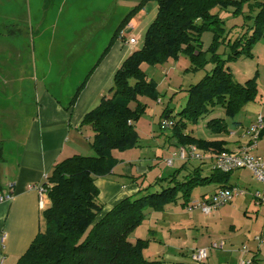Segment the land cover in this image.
Segmentation results:
<instances>
[{
  "label": "trees",
  "instance_id": "16d2710c",
  "mask_svg": "<svg viewBox=\"0 0 264 264\" xmlns=\"http://www.w3.org/2000/svg\"><path fill=\"white\" fill-rule=\"evenodd\" d=\"M149 0H141L130 9L116 26L99 60L109 51L114 40L128 24L129 19ZM157 12L147 27L142 45L134 49L115 71L109 87V96L87 111L81 125L92 131L89 144L93 155L73 154L55 162L47 174V197L49 205L42 210L43 227L16 264H163L162 260L145 257L143 251L150 239H129V235L147 217V210L163 211L168 204L186 207L193 190L204 184H217L218 188L230 187L229 173L213 168L211 157L200 160L196 166H187L190 159L167 176L140 186L102 213L104 204L99 200L96 179L108 176L117 159L113 150L123 151L138 145V133L134 120L139 118L145 105L131 102L137 95L146 94L157 98L158 91L153 81L145 78L143 63H158L177 57L180 51L187 53L194 69L212 62L213 66L198 82L188 87L185 105L170 120L173 135L179 146L195 145L203 152L214 154L229 151L224 139H203L187 131L209 111V107L220 105L225 113L233 117L241 107L255 99V81L244 84L235 82L225 61L241 55H250L255 41L264 35V0H154ZM216 9V11L214 10ZM232 9V14L247 12L252 21L235 40L228 39L230 53L223 59L216 50L226 38L222 10ZM211 30L213 42L206 52L201 49L203 31ZM10 30L8 29V32ZM222 39V40H221ZM225 43V42H224ZM90 70L78 83L66 106L72 108L84 88ZM170 119V110H165ZM264 116V114H262ZM214 134L228 132L223 117H213L207 122ZM264 134L261 131L260 136ZM3 144L0 142V159ZM209 162L205 170L202 164Z\"/></svg>",
  "mask_w": 264,
  "mask_h": 264
},
{
  "label": "rangeland",
  "instance_id": "374dc122",
  "mask_svg": "<svg viewBox=\"0 0 264 264\" xmlns=\"http://www.w3.org/2000/svg\"><path fill=\"white\" fill-rule=\"evenodd\" d=\"M41 2L47 7L49 6L47 11L50 12V15L53 8L50 6L51 0H0V22H4L6 19L18 21L20 17L24 16L25 22L21 27H25L24 40L30 44L22 54L23 56L16 54V49L12 47L11 61L10 63L6 62L9 65L5 78L8 82L6 115L32 114L35 110L36 85L40 88L42 82L40 70L46 69L50 65L48 63L51 58L54 59L52 56L43 55L45 41L38 39L36 33L37 27L43 25L41 23L43 7L41 8L39 4ZM105 3H108V13H113V19L106 24V28L101 30V36L107 33L109 38L122 14L126 12L120 13L122 9L118 7L113 9L114 0H57L54 2V13L57 4H59L60 29L59 36L56 35L54 46L49 49V53H55L58 49H62L64 37L72 35L73 32L84 33L87 18L97 14L98 12L95 10L103 8ZM214 10L216 11V9ZM231 11L232 9L219 12L225 21L226 33L224 36L226 38L218 46L216 52L223 59L228 58L230 53L226 44L228 39L235 40L252 25V21H249L245 16L247 12L234 15ZM48 19L47 16L46 23ZM143 36L144 32L138 38L136 48L142 45ZM212 42L213 33L211 30L203 31L201 49L206 52ZM79 44L81 42L76 45ZM33 49L35 50L33 51ZM249 52L250 55L247 56L241 55L237 58L227 59L225 66L229 68L235 82L244 84L248 79L255 81L257 88L255 99L245 103L233 117L225 113L224 108L220 105L209 107V111L197 122L188 125L187 131L198 138L224 139L227 141V147L234 149L236 142L242 140L241 135L250 124L257 122L260 114H264V35L255 41ZM210 53L206 52L207 59L210 58ZM79 60L76 62V71L68 74L65 79L61 77L56 88V96L63 103L71 99L76 83H80L87 74L86 71L82 72L83 67L85 70L88 68L86 60L82 57ZM212 66L213 63L208 62L204 67L192 68L191 58L184 51H180L177 57H170L163 62L142 64L141 68L145 78L154 82L158 96L154 98L146 94H139L137 95L138 101L131 102L132 107H136L137 103L145 105L143 112L139 113V118L134 120V126L138 133V145L120 152L113 150V155H120L124 161L135 160L136 163L144 159L158 160L151 167V172L145 179L147 184L154 182L159 173L167 176L173 171L167 166V160L173 159L176 166L180 165V160L174 159L173 156L174 153L178 154L180 151L178 141L172 132L173 128L170 124L165 127L161 126V121L166 120L170 123V120L174 119V116L186 103L188 87L198 82L210 71ZM52 77L55 79V72ZM75 79L76 81L72 82ZM50 85L53 84L50 83ZM25 101L28 103L27 105H25ZM165 110H170V119L166 118ZM213 117H223L227 123L228 132L212 133L207 122ZM90 133L91 130L86 128L84 136H90ZM245 142L246 140L243 139L241 145ZM258 144H260V148H264V135L259 137ZM83 147L82 152L84 153L81 154L93 155V149L86 139ZM230 149L229 151H233ZM261 158L264 159V157ZM199 163L200 160L192 159L189 160L188 165L196 166ZM204 170L207 174V168ZM228 183L243 190L244 193L214 209L208 215H204L199 209L188 211L180 205L181 199L176 206L175 204L169 205L171 208L173 207L174 212H170V210L156 212L148 209L146 219L129 235V239L131 241H135L137 238L150 239L148 246L143 251L145 257L162 260L163 264H235L240 249L244 245L253 248L256 244L255 236L264 234V206L258 205L254 198V193L262 188V184L254 177L249 168L240 167L230 171ZM216 186L217 184L197 186L192 192L191 200L199 199L202 193L212 192ZM212 241H224L226 245L223 248H211ZM197 249L209 250L208 258L203 263H196L192 259V253Z\"/></svg>",
  "mask_w": 264,
  "mask_h": 264
},
{
  "label": "crops",
  "instance_id": "0c3cea01",
  "mask_svg": "<svg viewBox=\"0 0 264 264\" xmlns=\"http://www.w3.org/2000/svg\"><path fill=\"white\" fill-rule=\"evenodd\" d=\"M140 1L114 0L112 8L122 9L120 13L126 11L123 12L122 19ZM54 2L57 0H51L50 6L53 8L50 15V12L47 11L49 6L47 7L42 2L39 3L40 7H43L41 18L43 25L37 27L36 33L38 39L45 41L43 55L52 56L54 59L51 58L48 63L50 65L46 69L40 70L42 82L40 88L36 85L35 110L31 115H6L5 113L8 98V82L5 78L9 68L6 62L10 63L11 61V48L16 49V54L23 56L22 54L30 45L24 40L25 27H21L25 22V17H20L18 21L6 19L4 22H0V142L3 144L2 158L0 159V195L7 192L13 193V198L10 201H0V264H16L18 258L25 253L36 234L43 227L42 210L49 205V199L47 196L44 197V206H41L37 190L30 189L29 185L43 183L44 176L50 174L55 162L73 154L84 153L82 151L85 139L89 142L92 136V131L90 136H84L86 128H89L86 125H81L84 114L96 106L102 97L110 95L109 87L115 71L125 57L137 49L138 38L143 32L145 33L157 12V3L154 0L147 1L129 19L128 24L114 40L109 51L99 60L112 36L108 38L107 33L101 36V30L106 28V24L113 19V13H108V3H105L103 8L96 9L97 14L87 18L84 33L73 32L72 35L64 37L62 49H58L55 53H49V49L54 46L56 35L59 36L60 29L59 4H57L54 13ZM47 16L49 19L46 23ZM26 29L28 28L26 27ZM131 38H134L136 42L130 43ZM78 42L81 44L76 45ZM81 57L86 60V67H88L87 70L83 67L82 72L88 73L90 70L92 72L74 106L67 109L69 101L63 103L56 96V88L61 77L65 79L68 74L76 71V62H79ZM54 72L56 73L55 79L52 77ZM74 81L76 79L72 82ZM50 83L53 85L51 86ZM27 104L25 101V105ZM241 139L246 140L244 133L241 135ZM242 140L236 142L234 149L241 145ZM182 147L184 146H179L180 149ZM198 151L204 153L206 159L214 154L210 151L203 152L199 149ZM262 151L264 148H260V144H257L251 152L264 157ZM178 154L174 153L173 156L174 159L180 160L179 166L173 163V159L167 160V166L173 171L183 163V159ZM114 157L117 159V164L112 172L95 181L99 188V200L104 204L102 213L123 198L135 194L140 186H145L147 184L145 179L151 172V167L158 162L155 159H144L136 163L135 160L124 161L120 155ZM187 166L189 167L188 164ZM202 167L209 170L211 164L207 162L202 164ZM160 176L163 174L159 173L158 177ZM218 187L219 185L210 193H202L199 199L209 197ZM177 204L178 202L175 203V206ZM169 205L165 206L164 212L167 210L174 212L173 207L171 208ZM258 205L264 206L259 203ZM255 242L253 248L247 247V252L240 249L235 264H240V260L243 258H252V264H264V245H259L256 240ZM225 245L224 242V245L218 248H223ZM193 261L196 262L194 259Z\"/></svg>",
  "mask_w": 264,
  "mask_h": 264
},
{
  "label": "built area",
  "instance_id": "2783aa9c",
  "mask_svg": "<svg viewBox=\"0 0 264 264\" xmlns=\"http://www.w3.org/2000/svg\"><path fill=\"white\" fill-rule=\"evenodd\" d=\"M130 43H135L136 40L131 38ZM170 123L166 120L161 121V126H168ZM264 130V116L260 114L257 122L250 124L245 130L244 137L246 142L233 151H223L213 154L211 157L213 168L228 172L240 167L249 168L254 177L262 184V188L254 193V198L257 203L264 204V159L258 155H254L251 151L258 144L261 131ZM178 156L183 159H204L205 156L198 151L195 145H187L182 147ZM47 175L44 176V182L38 185L31 184L29 188H35L38 192L41 206H44V197L47 196ZM244 192L236 186L218 188L209 197L197 200H191L185 207L188 211L199 209L204 215H208L219 206L230 202L234 197L242 195ZM13 198L12 192H7L0 195V201H10ZM45 208V207H44ZM255 240L259 245H264V234L255 236ZM224 245V241H213L210 244L211 248H218ZM244 252L248 251L247 246H243ZM193 259L197 263H202L208 258V249H197L192 253ZM252 258H243L240 264H252Z\"/></svg>",
  "mask_w": 264,
  "mask_h": 264
}]
</instances>
